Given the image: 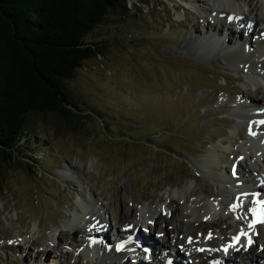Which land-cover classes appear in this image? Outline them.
Returning <instances> with one entry per match:
<instances>
[{
  "label": "rangeland",
  "instance_id": "rangeland-1",
  "mask_svg": "<svg viewBox=\"0 0 264 264\" xmlns=\"http://www.w3.org/2000/svg\"><path fill=\"white\" fill-rule=\"evenodd\" d=\"M143 1L127 0L123 12H111L106 21L85 36L101 53L86 59L67 80L68 99L81 112L84 129L68 127L52 111L30 116L31 122L20 138L22 146L16 149L19 159L10 161L0 178V241L18 235L27 240L40 235L42 241L21 244L19 250L23 253H17V249L0 250V264H12L14 253L18 258L15 264H150L152 260L148 262L141 254L134 263L127 257L124 259L125 256L119 259L122 263L104 261L106 256L103 261L90 263L88 257H75L67 252L51 257V245L47 246L51 231L61 246L64 238L69 239L70 244L81 236L76 233L70 239L62 231L68 233L64 224H68V217L74 212L78 190L85 195L90 192L95 195L96 205L87 217L92 213L101 214L96 209L106 207L111 211H117L120 206L133 210L129 224H134L142 236L151 239V244L144 246H153L154 253L159 252L162 245L155 242L156 238L164 240L171 235L165 231L156 233L160 225L164 229L168 213L157 225L151 224L150 233L141 226L142 222H137H144L143 218L148 217L146 213L152 208L160 211V205L166 206L167 201L172 200L177 203L179 212L191 216L179 220L191 224L196 207L202 204L200 198H207L202 187H209L214 195L225 193L221 183L214 182V176L205 175L201 160L208 148L232 146L236 133L245 130L235 117V109L230 108V104L223 108L224 103L239 99L232 92L240 91L244 98L250 97L249 100L262 96L260 99L264 101V95L247 85L242 67L229 65L221 44L214 42L205 47L197 43L198 35L205 32L194 12L186 16L166 0ZM241 2L245 3L239 0ZM221 21V25L206 24V37L212 36L215 41L223 39L231 46L245 38L234 29H227L229 40L217 37L215 34L225 25ZM262 81L264 85V79ZM219 89L222 91L217 94ZM224 139H229L225 146L221 145ZM193 146L198 150L191 151ZM219 212H213L208 220H215L219 214L224 220L218 228L227 224L230 228L222 234L218 228L205 230L204 236L211 234L229 239L238 228L236 215L225 217V208ZM114 217L113 224L105 217H102L103 224H97L104 229L98 242L109 239L112 244L115 233L119 234L116 230L121 221ZM218 220L209 222L211 227L216 226ZM122 232L125 233L123 229ZM216 241L218 245L222 242L221 239ZM138 242L142 244L141 237ZM179 244L172 241V248H166L174 250L175 257L181 255L179 264L192 262L189 245L183 243L189 251L187 257ZM214 245L215 240L210 246Z\"/></svg>",
  "mask_w": 264,
  "mask_h": 264
},
{
  "label": "trees",
  "instance_id": "trees-1",
  "mask_svg": "<svg viewBox=\"0 0 264 264\" xmlns=\"http://www.w3.org/2000/svg\"><path fill=\"white\" fill-rule=\"evenodd\" d=\"M126 3L0 0V178L19 159L16 149L31 115L52 111L68 127L84 129L81 112L68 99L67 80L101 53L86 34L111 12H123Z\"/></svg>",
  "mask_w": 264,
  "mask_h": 264
},
{
  "label": "bare ground",
  "instance_id": "bare-ground-1",
  "mask_svg": "<svg viewBox=\"0 0 264 264\" xmlns=\"http://www.w3.org/2000/svg\"><path fill=\"white\" fill-rule=\"evenodd\" d=\"M167 1H169V3L172 4L175 0H167ZM244 1H245V3H242V2L239 3V0H220V2H223V4L218 5V6L222 7L221 10H218V11L221 12L222 15H226V16H230L232 18H235L236 23L233 26H239L240 24H243L244 29L247 28V36H248L249 32L251 30L259 28V26H261L262 24L264 25V0H244ZM200 4H202V11L200 13L201 16H204L205 14L211 13V10H210L207 3L201 2ZM236 11H239L242 13L241 18L238 17L237 15H235ZM241 20H243L244 22H242ZM221 23H222V21L220 18H216L213 20V25L215 24V26L218 24L221 25ZM257 25H258V27H257ZM263 29H264V27H262L261 29H258L259 30L258 34H259V32L261 33V30H263ZM226 38L229 40V37H226ZM242 41H243V45H236V46H231V45H228V43H224L223 39L221 41L216 40L215 43H219L223 46L222 51L226 56H228L227 59H228L229 64L236 62L237 59H240V62L242 61V63L244 65L248 66V68H255L258 65L257 63L260 62V60L262 59L261 66L264 69V42H263L264 37H261L259 34V41L256 43L255 52L259 53V57H258L259 60L257 62H251L250 61V58L252 56H250V58H247V59L244 58V57H246V55L243 52L246 49L245 43L247 40L245 38H243ZM251 59H254V58L252 57ZM242 68H243V66H242ZM217 71H218V73H221V71H219V70H217ZM228 77H230V76H228ZM256 92L264 95V85L256 88ZM250 104L253 107H255V106L264 107V101L262 99H260L258 96L251 98ZM224 107H227V106L224 105ZM253 115L260 118V119L262 118L264 120V115L261 112H255V113H253ZM241 135H243V134L238 133L237 137L241 138ZM217 148H218V150H216L217 156H218L217 160L215 162H210V161L209 162L210 163H219L220 168H224V164H228V162L230 161L228 159V157L226 156V150H225L226 148H222V147H217ZM190 150L196 151V150H198V148L193 146L190 148ZM229 150L230 149H228L227 151H229ZM233 150L234 149H231L229 153H233ZM250 159H251V157H250ZM246 161H247V158L244 159V165L241 166V163L239 164L241 166V171L243 173H246V172L247 173L250 172L249 174L253 173L254 174L253 178L257 180L260 176H262V173H263L262 169L260 167H258L257 169L253 168L251 171H249V169L247 168L248 165H247ZM247 169H248V171H247ZM202 192L205 195H209V196L214 195V193L211 192V189L209 187L208 188L202 187ZM76 194L79 196H83L82 195L83 192L79 191V190L76 192ZM261 195H262V193H261ZM92 199H93V194H92L91 200ZM161 203H162V201H161ZM88 206H89V204H88ZM160 206H162V205H160ZM167 207H170V216H169V219L165 218L166 220H164V222H163L165 230L162 229L161 225H160V227H159L160 229H157L156 233H159L161 231H165V234L170 233L171 235L169 238L171 240L170 239H164L163 240L162 238H160V239L156 238L155 242H157V243L161 242L162 243L161 248L163 250L167 246L172 248L171 247L172 241H175L176 243H179V242L180 243H186L189 245V242H188L189 238L188 237H190V236L192 237L193 243H195L197 245L201 244L199 237L196 234V231H190V229L193 226L194 227L204 226L207 228H210L212 226V224H210L206 220V217L208 216V214H210V213H208L209 208L206 209L201 204L198 205L196 208V211H194L195 217H193L194 218L192 221L193 223L187 224V222H183L182 220H179V218L180 217L190 218V215L188 213H185V212L184 213L179 212V210L177 209V203L174 204L172 200H169ZM253 207H257V205H255L253 203ZM132 211L133 210H131V209H129V211H128L125 207H122V209H120V212H118V214L114 213V215L116 216V219L118 221H121V223L118 225V229L116 230V232L123 229L125 231L126 236H132V234H133V244L129 247V249L137 248V250L139 249L140 252H152V253H154L155 248L153 246H151V247H147V246L145 247L144 246V245H150L151 239L148 236H142L141 231L139 229L136 230L134 224H129V218L131 217ZM186 212H188V211H186ZM192 214H193V211H192ZM251 216H252V214H251ZM161 217H162V212L157 213L156 209H154L150 212V214H148V219H143L144 222L141 221L142 222L141 226H144L149 231V228H151V224L157 225V221H159V219ZM252 219H253V216L251 217V220ZM96 220H97V217H95L93 220L88 219V222H89L88 224L90 225L91 223L95 222ZM103 220H102V217H100L98 219V222L95 223V227H93L94 226L93 225L92 228L88 231V233L86 232V229H83L80 232L79 226H71V228L73 230L72 231L73 234H76V233L81 234L78 241H75L74 243L71 242V243L75 244L78 247L81 245H87V247H91V244L88 243V238L90 237L88 235H90L92 232H94V234H96V236H97L96 239L98 237H103V235H104L103 225L97 226L98 223L103 224V222H104ZM131 222H133V220H131ZM122 223H124V226L122 225ZM130 226H133V227H130ZM240 229H236L235 235L234 236L232 235V237L237 236L239 234ZM185 231H187V234L184 235ZM252 231L255 232V235L252 236L253 244L251 246H247L246 237H242L241 241H240L241 246H240V243L236 244L235 248H230L228 253H225L223 251L224 247L220 248L219 251H213L211 249L206 250V247H205L206 245H210V244L214 243L213 238H207L206 239L207 243H205V246L202 243L203 245H200L197 249H195L196 251L191 250L190 255L194 259L192 262L186 263V264H203L204 262H206V259L211 257V256L212 257H218L220 260L219 264H222V263L240 264L241 262H243L244 264H256V263L264 264V226L258 225L256 227V229L252 230ZM154 232H155V228H154ZM149 233H150V231H149ZM138 237L142 238V244H140L138 242ZM108 241H109V239H108ZM108 241H107V239H101V242L97 241V247H98L99 252H101L100 247L103 249L104 248L109 249L108 251L103 250L104 254H101V258H103V259H105V254L109 255L112 252H114L115 243L110 244V242H108ZM202 242H205V241H202ZM226 243L227 242H223V244H226ZM231 243H233V241L230 242L229 244H231ZM0 245H2L1 249H3V250L7 247L5 240ZM201 247L203 249H205V251H199L198 249H201ZM236 248H239L240 250L237 251ZM91 249L93 251H95L93 248H91ZM50 251H52L50 254L51 257H55L56 254L58 255V254H62L63 252H65L62 249L60 242H58V241L54 244L53 243L51 244ZM110 251H111V253H110ZM116 254L120 255L119 256L120 258H117V259H121L125 256L124 254H119V253H116ZM172 254L167 253V255L164 256L163 260L158 255L157 259L156 260L153 259L150 264H159L158 261H162V264H164L165 261H166L165 264H170V263L179 264V257L181 258V255L177 254V256L175 257V255H172ZM77 256L78 257H88V255L86 253H77ZM253 260H255L256 262H253ZM104 261H106V259ZM236 261H241V262L236 263ZM110 264H114V263H110Z\"/></svg>",
  "mask_w": 264,
  "mask_h": 264
},
{
  "label": "snow or ice",
  "instance_id": "snow-or-ice-1",
  "mask_svg": "<svg viewBox=\"0 0 264 264\" xmlns=\"http://www.w3.org/2000/svg\"><path fill=\"white\" fill-rule=\"evenodd\" d=\"M230 19H231V17H230ZM261 123H264V121H261ZM233 174H235V172ZM253 203L255 205H257V207H252V208L248 209V212H250L253 216V219L248 224V228L251 230H255L258 225L264 226V200L257 199L255 201H253ZM241 206H242L241 204H235L234 203L233 205H231V208H232V210H236L237 208H240ZM93 227H95V225ZM242 237L247 238V246H251L253 244L252 237L249 235V233L247 231H245L244 229H241L240 233L237 236L233 237V243L226 245L223 248V251L225 253H228L230 248H235L236 244L240 243ZM209 238H211V234H209ZM128 242H131V238H129ZM188 242L189 243L192 242L191 237H189ZM123 248H124V243H120L117 246V250H121ZM198 250L199 251H205V249H198ZM236 250L239 251L240 249L236 248Z\"/></svg>",
  "mask_w": 264,
  "mask_h": 264
}]
</instances>
